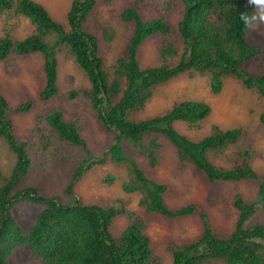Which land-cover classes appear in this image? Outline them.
<instances>
[{
  "label": "trees",
  "instance_id": "trees-1",
  "mask_svg": "<svg viewBox=\"0 0 264 264\" xmlns=\"http://www.w3.org/2000/svg\"><path fill=\"white\" fill-rule=\"evenodd\" d=\"M135 1L153 4L161 15L145 20L137 7L123 9L120 16L133 24V32L125 54L107 72L99 54V40L87 25L95 7L111 0H71L66 23L56 21L35 0H0V62H5L7 71L18 69L11 57L41 53L45 80L38 98L47 101L59 96L67 103L84 100L111 136L110 144L95 154L81 135L82 124L77 119L67 121L59 109L38 114L31 134L20 136L14 131L9 112H29L33 101L10 108L0 92V139L16 158L8 175L0 171V264H10L12 253L26 247L32 259L42 264H162L150 244L146 220L127 207L126 201L84 203L74 194L75 182L107 162L125 167L121 189L138 194V204L145 212L172 218L199 213L202 232L197 239L168 243L171 264H264V175L251 164L253 148L247 132L241 128L223 130L213 124L204 137L188 139L173 125L181 121L193 130L201 129L211 107L198 100L178 101L163 115L135 117L146 108L157 85L187 71L206 74L207 87L213 94H219L225 78L233 76L264 100V55L260 75L245 69L247 62L262 54V47L248 41L250 28L239 19L240 13L251 14L255 9L249 0ZM176 2L183 5L175 28L181 52L165 40L159 52L160 63L141 68V45L153 36L167 38L174 32L167 15L174 11ZM20 20L28 22L31 32L15 38L13 29ZM102 36L109 42L115 36L114 28L105 27ZM60 50L86 75L89 89L59 90ZM259 120L264 125V110ZM161 138L174 146L180 168H197L211 185L240 180L255 183L257 194L252 200L235 196L238 217L231 232L214 231L208 215L196 204L167 206L164 194L168 185L156 182L145 170V166L155 169L160 165ZM31 148L42 174H48L49 164L72 159L74 172L65 189L71 197L68 202L44 196L34 186H21L32 166ZM99 177L104 184L117 179L105 172ZM25 203L42 207L28 228L21 226L13 214L17 204ZM120 216L128 223L114 236L110 229Z\"/></svg>",
  "mask_w": 264,
  "mask_h": 264
},
{
  "label": "rangeland",
  "instance_id": "rangeland-1",
  "mask_svg": "<svg viewBox=\"0 0 264 264\" xmlns=\"http://www.w3.org/2000/svg\"><path fill=\"white\" fill-rule=\"evenodd\" d=\"M35 1L43 4L56 21L66 23V13L71 0ZM131 6L137 7L145 20L161 15L157 7L150 3L140 5L135 0H111V2L98 4L88 20L87 28L99 39V54L103 58L107 72L111 71L115 60L126 52L133 32V24L122 20L120 15L123 9ZM253 7L255 9V5ZM182 11L183 5L176 2L174 11L167 15L168 21L174 28V32L169 37L153 36L141 45L138 51L141 68L160 63L159 52L165 40L181 52L182 43L175 28ZM105 27H113L115 30V36L109 42L105 41L102 36ZM30 32L31 27L28 22L20 20L13 29L12 35L15 38H23ZM248 32V41L259 44L262 47V54L247 62L245 69L252 75H260L263 70L261 58L264 55V25L250 28ZM9 60L14 62L18 69L8 72L5 62H0V92L6 97L10 108L27 100L33 101L29 112L16 113L14 110L9 112V117L13 120L14 131L18 135L31 134L38 114L49 109H59L67 121L77 119V122L82 124L81 135L86 140L89 149L95 154L101 153L110 144V133L84 100L67 103L59 96L47 101L38 98L45 80L41 53L11 57ZM57 62V84L62 93L90 88L86 75L64 51H58ZM183 100L202 101L211 107V112L199 130H193L181 121L174 122L173 126L179 133L192 141H197L210 132L213 124H217L223 130L241 128L247 132L249 143L253 148L251 164L258 174L264 175V125L259 120L264 110V100L255 91L244 87L237 78L229 76L225 78L221 92L213 94L207 87L206 74L187 71L157 85L146 108L141 113H137L135 117L150 118L163 115L174 103ZM161 142L162 161L160 165L155 169L145 166V170L156 182L168 185V190L164 194L167 206L178 208L192 203L196 204L208 215L214 231L219 234L231 232L238 217V210L233 204L235 196L240 194L245 200H252L257 194L255 183L250 180H240L220 181L211 185L197 168L192 166L180 168L174 146L165 138H161ZM29 151L32 166L28 176L21 182V186H34L44 196L57 197L61 202H68L71 197L66 194L65 189L71 182L74 172L75 164L72 159H62L51 163L48 165V174H42L34 150L31 148ZM15 159V154L6 142L0 139V171L4 175L10 173ZM100 172L112 173L117 179L113 184H104L99 177ZM125 176V167L107 162L97 169L87 171L74 183L73 192L84 203L109 204L119 199L126 201L127 207L146 220L148 225L146 233L154 252L161 257L162 264H171V255L167 250L168 243H188L197 239L202 232L199 213L174 218L157 213H147L138 204V194H128L122 191L121 183ZM41 209L40 205L32 203L17 204L13 209V214L21 226L28 228ZM127 223L128 220L125 217H116L110 229L112 235L117 236ZM9 263L42 264L32 259L27 247L15 250L9 258Z\"/></svg>",
  "mask_w": 264,
  "mask_h": 264
},
{
  "label": "clouds",
  "instance_id": "clouds-1",
  "mask_svg": "<svg viewBox=\"0 0 264 264\" xmlns=\"http://www.w3.org/2000/svg\"><path fill=\"white\" fill-rule=\"evenodd\" d=\"M249 3L255 5V11L252 12L251 14H249L248 12L240 13L239 15L240 21H242L243 24L248 28L264 25V0H249Z\"/></svg>",
  "mask_w": 264,
  "mask_h": 264
}]
</instances>
